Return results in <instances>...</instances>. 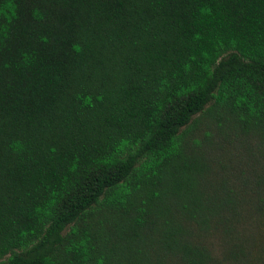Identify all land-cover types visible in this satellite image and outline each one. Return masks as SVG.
<instances>
[{
	"label": "trees",
	"instance_id": "trees-1",
	"mask_svg": "<svg viewBox=\"0 0 264 264\" xmlns=\"http://www.w3.org/2000/svg\"><path fill=\"white\" fill-rule=\"evenodd\" d=\"M253 215L264 0H0V264H219Z\"/></svg>",
	"mask_w": 264,
	"mask_h": 264
},
{
	"label": "rangeland",
	"instance_id": "rangeland-1",
	"mask_svg": "<svg viewBox=\"0 0 264 264\" xmlns=\"http://www.w3.org/2000/svg\"><path fill=\"white\" fill-rule=\"evenodd\" d=\"M219 140V138H217ZM259 141L254 138H249L245 142L240 143L234 141V144L229 147L227 152H220L219 162L227 168H231L234 173L240 171L241 167L247 168L249 158L261 159V149ZM260 167L258 168V170ZM261 215V214H259ZM253 215L247 217L236 232L237 238L227 245L224 239L216 237L213 239V246L216 250V256L219 259V264H264V216ZM239 246L244 250L238 260L227 258V249Z\"/></svg>",
	"mask_w": 264,
	"mask_h": 264
}]
</instances>
